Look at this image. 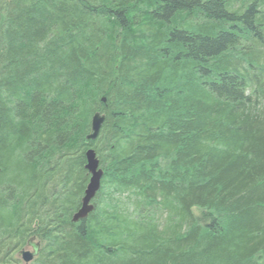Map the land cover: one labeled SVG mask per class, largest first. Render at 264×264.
<instances>
[{"label":"trees","instance_id":"trees-1","mask_svg":"<svg viewBox=\"0 0 264 264\" xmlns=\"http://www.w3.org/2000/svg\"><path fill=\"white\" fill-rule=\"evenodd\" d=\"M32 237L29 264H264V0H0V264Z\"/></svg>","mask_w":264,"mask_h":264},{"label":"water","instance_id":"water-1","mask_svg":"<svg viewBox=\"0 0 264 264\" xmlns=\"http://www.w3.org/2000/svg\"><path fill=\"white\" fill-rule=\"evenodd\" d=\"M103 117H100L98 114L92 117L91 130L92 134L87 139H95L99 133V129L103 122ZM86 165L85 169L88 174H90V179L87 184V187L84 191L83 200L81 202V209L74 215V220H79L85 218V216L91 212L92 207L90 202L95 198V193L100 189V180L103 176L102 171L99 169V163L96 159L95 152L92 150L86 151ZM33 237L27 242V247L29 250L21 249L17 252L19 258H21L23 264H29L31 261L36 258L39 254L40 244L33 242Z\"/></svg>","mask_w":264,"mask_h":264},{"label":"flooded vegetation","instance_id":"flooded-vegetation-1","mask_svg":"<svg viewBox=\"0 0 264 264\" xmlns=\"http://www.w3.org/2000/svg\"><path fill=\"white\" fill-rule=\"evenodd\" d=\"M33 242H35V239H33ZM23 249L30 251V248H28L27 245Z\"/></svg>","mask_w":264,"mask_h":264}]
</instances>
